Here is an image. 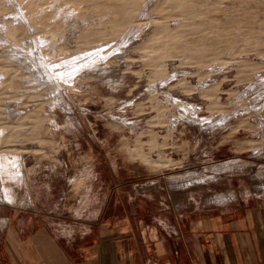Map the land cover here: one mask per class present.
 Masks as SVG:
<instances>
[{"label": "rangeland", "instance_id": "374dc122", "mask_svg": "<svg viewBox=\"0 0 264 264\" xmlns=\"http://www.w3.org/2000/svg\"><path fill=\"white\" fill-rule=\"evenodd\" d=\"M144 1L0 0V243L10 225L142 232L264 197V0ZM29 24L44 43L25 54L57 85L7 57Z\"/></svg>", "mask_w": 264, "mask_h": 264}, {"label": "crops", "instance_id": "0c3cea01", "mask_svg": "<svg viewBox=\"0 0 264 264\" xmlns=\"http://www.w3.org/2000/svg\"><path fill=\"white\" fill-rule=\"evenodd\" d=\"M223 200L142 232L131 216L100 218L81 233L64 224L10 225L0 264H264V197Z\"/></svg>", "mask_w": 264, "mask_h": 264}, {"label": "bare ground", "instance_id": "6f19581e", "mask_svg": "<svg viewBox=\"0 0 264 264\" xmlns=\"http://www.w3.org/2000/svg\"><path fill=\"white\" fill-rule=\"evenodd\" d=\"M148 2H150L151 0H147ZM109 2V1H108ZM113 2V1H112ZM115 2V1H114ZM133 2H134V0H117V6H115V7H117V8H119V10H120V12L121 13H123V10H124V8H125V12L126 11H128L130 14L132 13H135L136 12V8L133 6ZM144 2H146V0L144 1ZM147 2V3H148ZM156 2V1H155ZM168 2H170V0H168V1H166L165 3H164V5H162V8H167V3ZM173 2H174V4H176V5H178V6H180V7H182V6H185V5H187V3L189 2V0H173ZM146 3V4H147ZM152 3V2H151ZM151 3H149V4H151ZM154 3V2H153ZM115 4V3H114ZM109 5V4H108ZM142 6H143V4H142ZM155 6V5H154ZM189 6V5H188ZM103 7H105V6H103ZM102 7V8H103ZM152 8H153V6H151ZM175 7H177V6H175ZM193 8V7H192ZM178 9V8H177ZM238 9V8H237ZM115 10H116V8H115ZM104 11V10H103ZM18 12H19V15H21L22 17H23V12H22V7H18ZM143 13H144V11H143ZM142 13V14H143ZM19 15H18V18H19ZM116 15V14H115ZM145 15V14H144ZM143 15V16H144ZM113 16V15H112ZM138 16V15H137ZM111 17V16H110ZM116 17H120V16H116ZM152 17V16H151ZM107 19H109V18H107ZM106 20V19H105ZM130 20V19H129ZM153 20V19H152ZM108 22V21H107ZM134 22V21H133ZM215 22V21H214ZM120 23V22H119ZM181 23V22H180ZM2 24L3 23H0V26H2ZM115 24V23H114ZM129 24V25H128ZM126 25H128V26H130L131 27V25H132V21H128L127 23H126ZM137 25V24H136ZM132 28V27H131ZM130 28V29H131ZM129 29V30H130ZM217 29V28H216ZM132 30V29H131ZM220 30V29H219ZM33 32V29H32V26L29 24V36L28 37H26V39H24V40H21V42H23L22 44H16L15 42V40H13L11 43H10V47L9 48H11V51L7 54V57H11L12 58V61L13 62H15V63H18L19 65H21V67L22 68H24V69H28V70H30L32 73L31 74H33V78H34V80H37V81H44V82H47V83H51V84H53V85H57L55 82H56V77H55V75L53 76L51 73H53V72H51L52 71V69H53V63L52 62H49V61H47L45 58H43V57H39V56H35L36 54L34 53L33 55H32V57L30 58V55L28 56V54H25V50H27L28 51V49H32V52H34L35 50V48H37V47H40V45L41 44H43L42 43V41L43 40H41L40 38H35V34H33L32 33ZM88 32V31H87ZM91 32V31H90ZM93 32V31H92ZM97 32V31H96ZM100 32V31H99ZM94 33V32H93ZM129 33H131L130 31H129ZM211 33V32H210ZM207 34V33H206ZM219 34V33H218ZM217 34V35H218ZM99 35H102V33H99V34H97L96 36L97 37H99ZM130 35V34H129ZM139 35V34H138ZM202 35V34H201ZM89 37V36H88ZM125 37V36H124ZM28 38H32L31 39V41H30V43H28V44H25V42H27V41H29V40H27ZM37 39V40H36ZM88 41V40H87ZM89 42V41H88ZM96 43V42H95ZM88 44V43H87ZM84 45V44H83ZM91 45V44H90ZM98 45V44H97ZM100 45V44H99ZM102 46V45H101ZM19 47V48H18ZM92 47V46H91ZM93 47H94V44H93ZM208 47V46H207ZM97 48V47H96ZM95 49V48H94ZM159 50V49H158ZM161 50V49H160ZM209 50V49H208ZM94 51V50H93ZM90 52H91V50H90ZM205 52V51H204ZM79 53V52H78ZM88 53V52H87ZM88 54H90V53H88ZM186 55V54H185ZM84 56V55H83ZM69 58V57H68ZM74 58V57H73ZM94 58V57H93ZM78 59H80V58H78ZM89 59V58H88ZM67 60H69V59H67ZM85 60V59H84ZM76 61V60H75ZM74 61V62H75ZM86 61V60H85ZM61 62V61H60ZM73 62V61H72ZM83 62V61H82ZM63 63H64V61H63ZM65 63H66V65L67 64H69V63H71V61H65ZM75 64V63H74ZM74 64H72L74 67H75V65ZM77 64V63H76ZM83 64V63H82ZM65 65V64H64ZM70 65V64H69ZM78 65V64H77ZM66 68L67 67H70V66H65ZM79 69V68H78ZM64 70V69H63ZM55 71V70H54ZM55 74V73H54ZM32 79V78H31ZM240 163L238 162V161H232V162H224V163H220V164H218V165H215L212 169H215V171L216 170H223L224 168H228V166H238ZM224 196H226L227 197V195H223L222 194V196H218V197H216V198H214V202L216 203V202H220L221 201V203H222V200H223V198H224ZM220 200V201H219ZM224 201V200H223Z\"/></svg>", "mask_w": 264, "mask_h": 264}]
</instances>
